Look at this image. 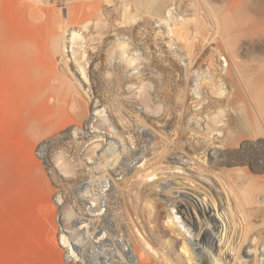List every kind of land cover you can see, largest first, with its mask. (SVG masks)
<instances>
[{
  "label": "bare ground",
  "instance_id": "obj_1",
  "mask_svg": "<svg viewBox=\"0 0 264 264\" xmlns=\"http://www.w3.org/2000/svg\"><path fill=\"white\" fill-rule=\"evenodd\" d=\"M5 1L19 23L9 37L0 25V64L16 91L15 99L5 96L10 116L18 108L23 131L41 146H85L77 165L91 173L78 180L122 189L136 206L165 208L167 228L154 214L159 238L136 237L137 246L116 245L110 233L90 244L84 221L97 223L99 210L76 209L55 233L66 258L86 264L89 245L97 254L110 245L121 264H264V49L256 50L264 2ZM103 63L116 71L129 115L98 108L109 126L93 132ZM60 66L76 87L63 81ZM194 101L223 103L191 111ZM184 130L197 146L184 141ZM115 220L107 221L110 232Z\"/></svg>",
  "mask_w": 264,
  "mask_h": 264
},
{
  "label": "rangeland",
  "instance_id": "obj_2",
  "mask_svg": "<svg viewBox=\"0 0 264 264\" xmlns=\"http://www.w3.org/2000/svg\"><path fill=\"white\" fill-rule=\"evenodd\" d=\"M262 1L264 2V0ZM262 1L258 0L257 2L263 3ZM0 25L5 37L11 36L19 29V23L13 9L5 0L0 3ZM261 49H264V42L256 45V50ZM101 58L102 61L106 62V57L101 56ZM66 60L68 63V59ZM60 69V74L65 76L63 81H66L65 83L72 82V86L76 87V82L70 78L71 74L69 75L71 71L69 70V72L66 73L68 70L63 66H60ZM96 72L97 79L95 85L100 93L98 96V100H100L96 109L98 111L92 114L93 119L99 115L95 118L98 119L95 123L98 129L93 128V132L94 130L95 132L97 130L102 131V129L109 126L104 118L105 116H103L105 113H99L100 111L98 108L106 112L110 111V113L120 111L122 115L126 117L129 115V112L126 110L127 108H123L124 106L120 101L122 88L121 84L119 86L116 81V71L114 68L103 63L99 65ZM164 75V79L166 77L167 80L171 77L169 73V77L166 76L167 73ZM154 80L157 79H153V81ZM110 86H112V88ZM6 95L15 99L16 91L11 84L6 70L0 64V264H79L78 262L74 263L66 258L62 251L59 238L55 237V233L69 223L67 222L69 217L79 210H86L89 214L95 210H99L96 218L97 223L84 221L83 230L85 234H89L93 237L89 240L90 244L94 241H99L103 233H110L111 237L114 236L115 238L113 237L112 242L116 239L114 242L116 245L118 243V245H126L127 243L132 245L136 244L135 246H137V238L145 236V239L147 235L159 238L157 233L153 230L151 223L154 214H156L158 220H160V226L163 229L167 228L166 222L163 220L162 216L165 208L159 202L156 201L157 204L154 201L148 203L145 201L141 202V204L139 203L140 206H136L133 201L134 199L132 200L131 196H128L126 192L124 193L122 189L119 190L120 192L115 188L107 190L109 188H107L104 183H100L101 187L97 189L96 187H99V184L92 185L91 182H86V175L84 174H86L85 172L88 170H81L77 165L86 158L85 146L75 147L68 140L63 142L56 141L57 143L54 140L48 141V143L44 144L45 146H41L39 142H36V138L34 139L23 131L18 108H16L14 114L10 116L9 111L13 110V108L10 107L9 109L7 104H5ZM81 98L85 97L82 95ZM139 101L144 103L147 99L142 96L139 98ZM219 103L222 104L223 102H218L217 104ZM108 104L111 106L108 107ZM201 104L202 107H204L205 104L206 106L209 105V107L211 105L207 102L194 101L193 105L190 107H193L191 111H197V109L203 110V108L199 107ZM217 104L212 105L214 107ZM206 106L204 110L211 108ZM169 108V106H163L162 110L157 108L152 109V112L156 113L161 110V113H166L167 111L169 112ZM219 128L222 127L220 126ZM186 131L188 133H186ZM184 132V141L187 142V144H195L194 139H196V137L193 131L184 130ZM47 139H49V136ZM82 151H84L83 154ZM81 154L82 157H80ZM82 162H84V160ZM90 173L91 172L88 171L87 176L88 174L90 175ZM81 174L84 176H79ZM78 177H84L85 179L78 180ZM96 181L99 182V179H96ZM148 207L151 208V210L148 209ZM108 212L110 213L108 214ZM117 214L121 217H118ZM110 216L114 220L116 217L118 218L115 222L118 221L119 218L121 220L118 221V223L116 222L118 224L116 225L117 228H115L117 231L115 229L114 232L108 230L110 228L108 227L107 221ZM139 224L141 225L139 226ZM140 229L144 230L145 234ZM118 230L121 231L118 233ZM131 232L135 234V238L132 236ZM70 238L72 241H76L73 240L74 237L72 234L69 235V239ZM161 239L160 236V241L162 245L165 246L162 241L163 239ZM88 243L86 244L89 245ZM105 243L107 244V241H105ZM87 249L89 250L85 253L88 260L86 264H121L116 257H113L114 255L111 253L110 245L106 247L107 250L103 254L95 253L90 245ZM95 258H100V260H95Z\"/></svg>",
  "mask_w": 264,
  "mask_h": 264
}]
</instances>
